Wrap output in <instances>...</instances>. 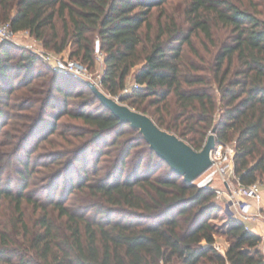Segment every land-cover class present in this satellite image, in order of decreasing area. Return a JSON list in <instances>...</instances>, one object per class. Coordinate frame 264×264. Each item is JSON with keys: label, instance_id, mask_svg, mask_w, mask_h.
<instances>
[{"label": "trees", "instance_id": "obj_1", "mask_svg": "<svg viewBox=\"0 0 264 264\" xmlns=\"http://www.w3.org/2000/svg\"><path fill=\"white\" fill-rule=\"evenodd\" d=\"M168 1L0 0V23L47 51L68 49L86 68L98 41L105 93L196 150L215 126L216 142L233 145L239 182H263L264 3L187 0L175 13ZM201 34L211 46H195ZM128 78L138 87L121 94ZM1 117L0 128L10 122L0 134V264H264L257 233L231 214L223 230L212 223L222 210L212 189L184 182L80 79L7 41ZM41 125L46 132L30 148ZM111 134L105 151L86 156ZM41 142L46 151L33 157ZM216 236L227 242L223 252Z\"/></svg>", "mask_w": 264, "mask_h": 264}, {"label": "built area", "instance_id": "obj_2", "mask_svg": "<svg viewBox=\"0 0 264 264\" xmlns=\"http://www.w3.org/2000/svg\"><path fill=\"white\" fill-rule=\"evenodd\" d=\"M16 34L17 32L12 30L8 22L0 23V41H12ZM36 53L54 70L77 78L84 77L86 67L79 61L51 54L46 50L36 51ZM97 58L102 59L98 41H96ZM137 87L135 82L126 85L121 94L128 93ZM118 97L120 95L115 98ZM233 153L232 144L216 142L215 147L210 151L211 165L194 180V183L199 187L212 189L217 198L224 195L226 211L231 215H237L239 217L237 220L243 222L245 227L251 230L246 224L248 220L264 224V205L261 203L264 200V181L247 185L240 183L234 172ZM215 179L221 181L222 188L214 186ZM262 236L264 237V234Z\"/></svg>", "mask_w": 264, "mask_h": 264}, {"label": "water", "instance_id": "obj_3", "mask_svg": "<svg viewBox=\"0 0 264 264\" xmlns=\"http://www.w3.org/2000/svg\"><path fill=\"white\" fill-rule=\"evenodd\" d=\"M79 79L120 123H128L137 129L149 148L164 160L173 172L182 176L184 182L194 183V180L211 165L210 151L216 144L215 126L209 131L202 147L196 150L175 133L158 126L148 114L122 103L120 97L108 95L90 79L83 77Z\"/></svg>", "mask_w": 264, "mask_h": 264}, {"label": "rangeland", "instance_id": "obj_4", "mask_svg": "<svg viewBox=\"0 0 264 264\" xmlns=\"http://www.w3.org/2000/svg\"><path fill=\"white\" fill-rule=\"evenodd\" d=\"M245 1H256L257 2V4H259V3H264V0H245ZM187 2V0H169L168 1V5H169V7H170V9L171 8H173V10L172 11H174L175 13H180L181 11H183V9L185 8V3ZM259 6V5H258ZM172 11H170V12H172ZM157 11L156 10H154V12H153V15H152V17H151V19H152V21H154L155 20V18H156V16H157ZM217 40L219 41V40H221L223 37H224V33H223V31H219L218 33H217ZM4 42H6V41H0V44L1 43H4ZM7 42H11L12 44H14L15 46H17V47H24V48H27V49H30L31 51H33V52H35L36 53V51L37 52H41L42 50H46L45 48H43V46L41 45V43L39 42V41H37L36 39H34V37L33 36H31L28 32H23V31H18L17 32V34H16V36L13 38V40L12 41H7ZM193 43L195 44V46H204V44H207V45H210V43H209V41H207L203 36H202V34L200 35V38H196V37H194L193 38ZM211 46V45H210ZM47 51V50H46ZM51 54H55V53H53L52 51H49ZM37 54V53H36ZM57 55V54H56ZM58 55H60V56H62V57H69V53H68V49H66L65 51H63V52H61V53H59ZM70 58V57H69ZM70 59H72V60H75L74 58H70ZM42 60V59H41ZM42 62H44L43 60H42ZM46 65H48V66H50L48 63H46V62H44ZM102 71H103V63H102V59L100 58V59H96V62H95V65L92 67V68H86V70H85V74H84V77L83 78H87V79H90L91 81H93V82H95L96 84H97V86L100 88V89H102L101 88V86H100V84H99V78H100V75H101V73H102ZM65 73V72H64ZM79 79V78H78ZM134 81L131 79V78H128V82H127V84L128 85H131L132 83H133ZM109 95V94H108ZM112 97H116V96H112ZM82 99H85V98H82ZM81 99V100H82ZM80 99H74L72 102H74V103H76V102H79V101H81ZM81 103V102H80ZM122 103H124V104H126L125 102H122ZM8 109V108H7ZM11 109V108H10ZM92 109H95V106H87V107H85V110H92ZM11 112H13V109H11ZM70 122V123H75V122H77V123H79L80 121H78V120H72V119H70V118H67V116H63L62 117V119H61V122ZM3 123L4 122V118L3 117H1L0 118V123ZM10 122V121H9ZM8 122V123H9ZM8 123H6V125L5 126H2L1 128H0V134L6 129V128H8ZM46 126L45 125H41L39 128H38V130L37 131H35V134L33 135V137L31 138V140H29V146H30V148L32 147V146H34V144L45 134V132H46ZM115 136V134H111V135H108V136H104V138L103 139H101V140H99L98 142H97V145L95 146V144H92L91 145V147H90V149L86 152V156L88 157V158H94V156L95 155H97L98 154V152H99V150L101 149V151H105L106 150V148H105V144H107V143H109L111 140H112V138ZM44 142H41V144H39V146H37V148H35V151H34V153H33V157L34 156H36L37 154H40V153H44V151H46V150H44L43 151V149H42V144H43ZM97 146H98V148H97ZM94 147L95 148H97V150L96 149H94ZM3 149H9L8 150V158H10V147H9V145H8V147L7 146H4L3 145V147H2V149L1 150H3ZM54 149V148H53ZM99 149V150H98ZM48 150V149H47ZM51 150V149H50ZM12 158V160H11V162L14 160V162H15V160H18V158H20V157H18V158H16V157H11ZM10 162V163H11ZM15 164V163H14ZM89 168H91V165H90V167ZM76 170V169H75ZM78 171H79V169H78ZM9 173V176L11 177V178H13L12 180H15V181H12L11 182V187L13 188V189H17V187L21 184L20 183V181L19 180H16V178H17V175L16 174H14V172L11 170V169H9V168H7L6 169V173H5V175H4V178L6 177V174H8ZM73 177H75V175H73ZM67 177H65V178H62V179H60L56 184H55V186L53 187V189H52V194L55 196V197H59L62 193H63V190H64V185H65V181L67 180L66 179ZM214 186L215 187H217V188H222L223 186H222V184H221V181L220 180H217V179H215L214 180ZM47 194V193H46ZM214 200L219 204V206L222 208V210L220 211V213L217 215V217L215 218V219H213L212 220V223H214L220 230H223V229H225V224H226V217H227V215L229 214L227 211H226V209H225V203H226V200H225V197H224V195H222L221 197H219V198H217L216 196H214ZM247 225L249 226V227H252V228H261L260 227V223L259 222H256V221H253V220H248L247 222ZM216 246H217V248L221 251V252H223L224 250H225V248H226V246H227V242H226V240H225V238L223 237V236H216Z\"/></svg>", "mask_w": 264, "mask_h": 264}, {"label": "crops", "instance_id": "obj_5", "mask_svg": "<svg viewBox=\"0 0 264 264\" xmlns=\"http://www.w3.org/2000/svg\"><path fill=\"white\" fill-rule=\"evenodd\" d=\"M261 203L264 205V200ZM232 216L235 217L236 219L239 218L237 215H232ZM260 227H261L260 229L258 227L255 229L252 227H250V228H251V231L257 233L261 237V241H260L258 247L260 248L262 254L264 255V237L262 236L264 234V224L260 223Z\"/></svg>", "mask_w": 264, "mask_h": 264}]
</instances>
